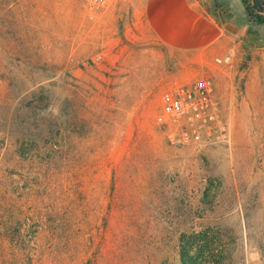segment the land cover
<instances>
[{"label": "rangeland", "instance_id": "obj_1", "mask_svg": "<svg viewBox=\"0 0 264 264\" xmlns=\"http://www.w3.org/2000/svg\"><path fill=\"white\" fill-rule=\"evenodd\" d=\"M143 1L0 0V264H264V25L224 0L234 50L193 56ZM202 77L232 140L176 146L162 94Z\"/></svg>", "mask_w": 264, "mask_h": 264}, {"label": "crops", "instance_id": "obj_2", "mask_svg": "<svg viewBox=\"0 0 264 264\" xmlns=\"http://www.w3.org/2000/svg\"><path fill=\"white\" fill-rule=\"evenodd\" d=\"M141 12L147 29L169 49L212 57L234 50L235 17L224 0H144ZM240 34L245 37L238 44L257 43L246 29Z\"/></svg>", "mask_w": 264, "mask_h": 264}, {"label": "built area", "instance_id": "obj_3", "mask_svg": "<svg viewBox=\"0 0 264 264\" xmlns=\"http://www.w3.org/2000/svg\"><path fill=\"white\" fill-rule=\"evenodd\" d=\"M88 15H98L117 0H79ZM102 59L101 55L96 61ZM161 125L168 127L176 146L229 144L232 140L229 122L224 118L221 101L215 95L213 81L208 77L177 84L161 97Z\"/></svg>", "mask_w": 264, "mask_h": 264}, {"label": "trees", "instance_id": "obj_4", "mask_svg": "<svg viewBox=\"0 0 264 264\" xmlns=\"http://www.w3.org/2000/svg\"><path fill=\"white\" fill-rule=\"evenodd\" d=\"M249 23L264 25V0H241Z\"/></svg>", "mask_w": 264, "mask_h": 264}]
</instances>
